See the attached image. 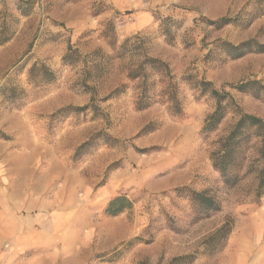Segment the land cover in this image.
<instances>
[{"label":"rangeland","instance_id":"374dc122","mask_svg":"<svg viewBox=\"0 0 264 264\" xmlns=\"http://www.w3.org/2000/svg\"><path fill=\"white\" fill-rule=\"evenodd\" d=\"M252 1L33 0L23 15L18 0H0V264H264L259 140L244 142L226 182L211 152L236 116L204 136L215 100L195 85L210 81L264 119V90L231 87L264 84V52L235 58L224 46L264 43ZM222 17L236 21L210 24ZM107 21L117 43L139 35L169 64L180 115L166 103L136 108L126 61H105ZM119 194L131 209L107 215Z\"/></svg>","mask_w":264,"mask_h":264},{"label":"trees","instance_id":"16d2710c","mask_svg":"<svg viewBox=\"0 0 264 264\" xmlns=\"http://www.w3.org/2000/svg\"><path fill=\"white\" fill-rule=\"evenodd\" d=\"M33 0H18L17 8L23 15H28L33 6ZM251 5L256 9V14H264V0H253ZM127 13V12H126ZM125 13V14H126ZM253 17V16H252ZM233 18L222 17L210 22L216 28H220L228 23L234 22ZM102 35L108 39L113 55L106 56L105 61L119 59L126 61V77L135 83L138 91L135 106L138 110L146 109L152 103H166L167 109L176 115L182 113L181 101L178 96V81L172 73L169 64L161 58L148 54L145 40L139 35L126 37L122 42L117 43L115 39L114 24L107 21L103 27ZM8 37L1 41H6ZM225 50L235 58L245 55L251 51L264 52V43L255 40H247L238 44L224 43ZM75 51L68 45V52L63 57L64 62L74 59ZM43 69L47 67L42 64ZM36 65L33 67L35 68ZM196 87L201 93L209 94L215 100L213 110L205 117L201 132L208 136L218 129L219 125L229 112L236 116L235 122L227 133L214 142V149L211 152L213 167L225 178L226 182H231L229 178L230 166L234 165L238 157L241 146L251 137L259 140V162L257 171L256 196L259 198L264 193V119L254 114L244 112L234 97L225 89H218L210 81L200 80L196 82ZM231 87L244 92L264 90V84L258 80H247L239 82ZM122 92L116 88L112 93ZM191 200L199 207L217 210L218 205L214 199L203 192H190ZM132 201L124 194H119L110 199L104 212L114 216L125 210L131 209Z\"/></svg>","mask_w":264,"mask_h":264},{"label":"crops","instance_id":"0c3cea01","mask_svg":"<svg viewBox=\"0 0 264 264\" xmlns=\"http://www.w3.org/2000/svg\"><path fill=\"white\" fill-rule=\"evenodd\" d=\"M65 214H67V213H62V214H60L58 217H60V218H58V219H53V220H51L52 221V223H51V225H52V227L53 228H56L58 225H56V222L58 221V220H60V219H62L63 218V216L65 215ZM75 215V214H74ZM76 216H78L77 214H76ZM62 217V218H61ZM78 219L81 221L82 219L78 216ZM60 226V225H59Z\"/></svg>","mask_w":264,"mask_h":264}]
</instances>
